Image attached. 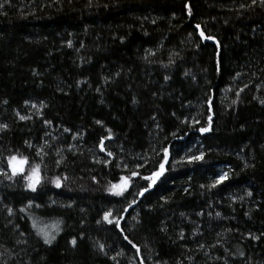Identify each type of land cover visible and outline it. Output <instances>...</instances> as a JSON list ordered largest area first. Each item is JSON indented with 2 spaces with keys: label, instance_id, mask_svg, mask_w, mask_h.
<instances>
[{
  "label": "trees",
  "instance_id": "trees-1",
  "mask_svg": "<svg viewBox=\"0 0 264 264\" xmlns=\"http://www.w3.org/2000/svg\"><path fill=\"white\" fill-rule=\"evenodd\" d=\"M0 264H264V0H0Z\"/></svg>",
  "mask_w": 264,
  "mask_h": 264
},
{
  "label": "rangeland",
  "instance_id": "rangeland-1",
  "mask_svg": "<svg viewBox=\"0 0 264 264\" xmlns=\"http://www.w3.org/2000/svg\"><path fill=\"white\" fill-rule=\"evenodd\" d=\"M10 166V171L13 173V174H16L17 171L21 170L22 172H24V168H26V165L24 162L22 161H19V160H12L9 164ZM225 171L222 169L220 172H219V177L220 178H223V176L225 175ZM158 177V175H154L151 177V181H154L156 178ZM37 178H38V175L35 171L31 172L29 175H28V188L30 189H33L36 185V182H37ZM129 186V181L125 178L121 179L117 184L113 185L111 188H110V192L111 194L113 195H116V196H119L121 195Z\"/></svg>",
  "mask_w": 264,
  "mask_h": 264
}]
</instances>
